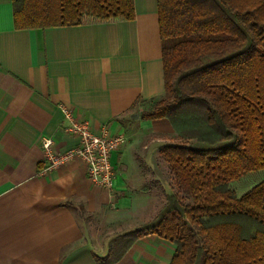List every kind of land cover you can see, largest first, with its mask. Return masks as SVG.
I'll use <instances>...</instances> for the list:
<instances>
[{
	"label": "crops",
	"instance_id": "obj_1",
	"mask_svg": "<svg viewBox=\"0 0 264 264\" xmlns=\"http://www.w3.org/2000/svg\"><path fill=\"white\" fill-rule=\"evenodd\" d=\"M133 3L130 21L18 29L12 0H0V264H98L161 208L162 163L143 141L175 133L140 116L164 94L158 6ZM61 106L94 134L126 136L111 155L112 191L92 185L79 159L42 172V138L58 153L78 144ZM174 250L149 235L114 264H169Z\"/></svg>",
	"mask_w": 264,
	"mask_h": 264
},
{
	"label": "trees",
	"instance_id": "obj_2",
	"mask_svg": "<svg viewBox=\"0 0 264 264\" xmlns=\"http://www.w3.org/2000/svg\"><path fill=\"white\" fill-rule=\"evenodd\" d=\"M167 119L160 155L176 190L156 217L113 238L98 264L139 239L175 246L169 264H264V0H157ZM18 29L134 18L133 0H12ZM181 193V195H180Z\"/></svg>",
	"mask_w": 264,
	"mask_h": 264
},
{
	"label": "built area",
	"instance_id": "obj_3",
	"mask_svg": "<svg viewBox=\"0 0 264 264\" xmlns=\"http://www.w3.org/2000/svg\"><path fill=\"white\" fill-rule=\"evenodd\" d=\"M61 112L64 119L68 121L66 131L78 139V144L64 153H58L54 149L52 139L42 138L41 148L45 161L42 172L58 169L79 159L83 163L86 177L92 185L112 191L116 175L111 155L126 144V136L123 133L109 134L106 129H102L100 134H94L86 122L73 119L71 111L66 107L61 106Z\"/></svg>",
	"mask_w": 264,
	"mask_h": 264
},
{
	"label": "rangeland",
	"instance_id": "obj_4",
	"mask_svg": "<svg viewBox=\"0 0 264 264\" xmlns=\"http://www.w3.org/2000/svg\"><path fill=\"white\" fill-rule=\"evenodd\" d=\"M175 142H177L176 136L163 137V138L162 137H151V138L149 137L148 139L143 141V143L146 146H148V147L152 146V147H154V149H156L154 152V155L156 156L155 157V163H162L161 166L163 167L162 171H163V176H164L162 185L160 186V184H157L159 182H156V185H153V187H152V189H153L152 193L155 194L156 198L161 199V203H162L161 208L164 206V204L166 202V200H165L166 195L168 193H170L172 190H176V188H175V184L173 181V175L168 170L167 164L163 160L159 151L164 146L175 143ZM180 195H181V193H180ZM161 208L159 209V211L161 210ZM158 212L156 213V215L158 214ZM156 215L151 220H149L148 222L152 221L156 217Z\"/></svg>",
	"mask_w": 264,
	"mask_h": 264
}]
</instances>
